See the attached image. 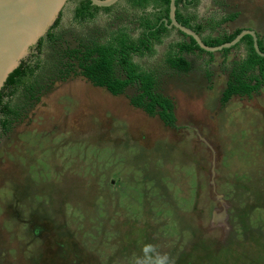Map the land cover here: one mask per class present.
I'll return each instance as SVG.
<instances>
[{
	"label": "rangeland",
	"instance_id": "obj_1",
	"mask_svg": "<svg viewBox=\"0 0 264 264\" xmlns=\"http://www.w3.org/2000/svg\"><path fill=\"white\" fill-rule=\"evenodd\" d=\"M116 3L111 16L76 24L67 2L40 62L121 24L137 36ZM194 12L201 22L233 13L217 31L264 42V0H198ZM162 40L133 59L156 71L171 126L131 107L137 85L112 96L73 74L49 81L45 70L34 99L14 100L20 116L0 126V264H264V87L222 102L243 45L185 53L181 72L166 53L183 37L173 29Z\"/></svg>",
	"mask_w": 264,
	"mask_h": 264
},
{
	"label": "trees",
	"instance_id": "obj_2",
	"mask_svg": "<svg viewBox=\"0 0 264 264\" xmlns=\"http://www.w3.org/2000/svg\"><path fill=\"white\" fill-rule=\"evenodd\" d=\"M75 4L72 16L76 24H84L96 19L98 12H105L108 17L111 7L103 8L91 5L89 0H68ZM217 1V0H216ZM170 0H126L125 15H131L133 22L137 24V36L130 35L126 25L117 27L106 34L102 41L94 39H76L74 43L65 44L55 52L57 59L55 65L50 62H40L37 55L41 52L44 43L57 41L62 34L56 30L59 26L58 17L46 32L37 41L35 52L22 60L19 66L13 70L5 80L0 89V126L5 129L10 118H18L21 107L13 106L14 100L20 94L29 95L34 99L35 85H38V77L49 72L48 80L53 77L64 80L66 76L73 74L90 83L93 87L105 90L112 96H120L126 88L137 85L136 96L130 98L131 107L140 109L148 116H157L165 126L173 124L172 104L166 98L156 93V71L143 70L133 59L134 56L151 57L155 53V47L162 43L163 37L170 33L167 25L169 17ZM198 0H176L175 19L181 26L191 29L207 47H217L231 42L242 30H235L231 34L217 31V28L224 23L234 19L235 14L217 15L213 14L206 21H197L194 12ZM152 6L151 13L145 14V10ZM190 7L193 10H189ZM120 10V9H119ZM135 11V12H134ZM173 30V28H172ZM209 31L206 36L202 33ZM133 31V30H132ZM217 31L216 36L210 34ZM180 42L169 45L166 53V62L177 71L186 72L189 64L182 57L184 53H212L200 49L191 37L183 33ZM243 45L245 50L244 58L234 64L236 68L229 79L226 88L221 95L222 102H226L232 96H249L264 87V58L260 57L253 49L252 38L249 35L243 36L235 45L221 49L219 52L226 55L231 48ZM257 45L259 51L264 54V42L258 37ZM47 63V64H46ZM77 71V72H76ZM257 71V72H256ZM115 179H111L110 183ZM115 182V181H114Z\"/></svg>",
	"mask_w": 264,
	"mask_h": 264
},
{
	"label": "water",
	"instance_id": "obj_3",
	"mask_svg": "<svg viewBox=\"0 0 264 264\" xmlns=\"http://www.w3.org/2000/svg\"><path fill=\"white\" fill-rule=\"evenodd\" d=\"M96 7H108L117 0H89ZM175 0H170L169 20L173 26L205 52H217L229 48L245 36L252 38L254 51L264 58L257 45V37L251 30L241 31L226 44L217 47L205 46L200 38L175 21ZM67 0H0V89L8 75L25 59L27 52L41 39L52 26Z\"/></svg>",
	"mask_w": 264,
	"mask_h": 264
},
{
	"label": "flooded vegetation",
	"instance_id": "obj_4",
	"mask_svg": "<svg viewBox=\"0 0 264 264\" xmlns=\"http://www.w3.org/2000/svg\"><path fill=\"white\" fill-rule=\"evenodd\" d=\"M117 1H122L126 4V0H117ZM119 5L118 3L114 2L113 4H111L110 6H108L109 8L111 7L109 13L112 15L113 11L115 10L116 6ZM108 7H103V8H108ZM152 7V6H150ZM189 10H191L190 7H188ZM117 12V11H116ZM135 12V11H134ZM145 14H148L146 12H144ZM149 13H151V10L149 11ZM169 20V19H168ZM243 31V30H242ZM256 34V33H255ZM257 35V34H256ZM258 36V35H257Z\"/></svg>",
	"mask_w": 264,
	"mask_h": 264
},
{
	"label": "clouds",
	"instance_id": "obj_5",
	"mask_svg": "<svg viewBox=\"0 0 264 264\" xmlns=\"http://www.w3.org/2000/svg\"><path fill=\"white\" fill-rule=\"evenodd\" d=\"M176 1V0H175ZM67 2H68V0H67ZM170 4V3H169ZM174 6H175V2H174ZM175 11H176V7H175ZM59 15V14H58ZM174 17H175V12H174ZM168 19H169V17H168ZM170 21V20H169ZM175 21H176V19H175ZM166 23V27L167 26H169L170 25V23L167 25V22H165ZM179 24V23H178ZM172 28L173 29H175L173 26H171L170 28H168L167 27V29H169V30H172ZM188 29V28H187ZM177 30V29H176ZM191 30V29H190ZM178 31V30H177ZM192 31V30H191ZM180 32V31H179ZM192 32H194V31H192ZM195 33V32H194ZM255 33V32H254ZM196 34V33H195ZM197 35V34H196ZM256 35V34H255ZM198 36V35H197ZM187 37H189V36H187ZM199 37V36H198ZM256 37L258 38V36L256 35ZM200 38V37H199ZM185 39H187V38H185ZM184 39V40H185ZM200 40H201V38H200ZM186 41H188V39L186 40ZM217 52H219V51H217ZM185 54V53H184ZM187 54H189V53H187ZM182 57H183V54H182ZM189 64V63H188ZM188 71V70H187Z\"/></svg>",
	"mask_w": 264,
	"mask_h": 264
}]
</instances>
